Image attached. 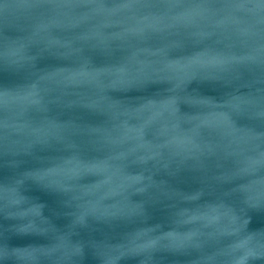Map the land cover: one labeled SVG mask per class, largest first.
Masks as SVG:
<instances>
[{
	"label": "water",
	"instance_id": "1",
	"mask_svg": "<svg viewBox=\"0 0 264 264\" xmlns=\"http://www.w3.org/2000/svg\"><path fill=\"white\" fill-rule=\"evenodd\" d=\"M0 264H264V0H0Z\"/></svg>",
	"mask_w": 264,
	"mask_h": 264
}]
</instances>
